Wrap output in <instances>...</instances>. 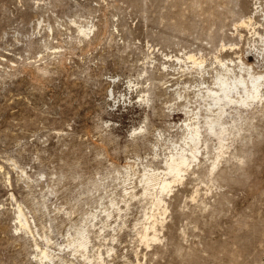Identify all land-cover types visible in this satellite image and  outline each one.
<instances>
[{
    "label": "rangeland",
    "instance_id": "obj_1",
    "mask_svg": "<svg viewBox=\"0 0 264 264\" xmlns=\"http://www.w3.org/2000/svg\"><path fill=\"white\" fill-rule=\"evenodd\" d=\"M263 37L264 0H0V264H264V85L221 143L206 123L217 76L264 74ZM190 124L157 208L143 177Z\"/></svg>",
    "mask_w": 264,
    "mask_h": 264
},
{
    "label": "bare ground",
    "instance_id": "obj_2",
    "mask_svg": "<svg viewBox=\"0 0 264 264\" xmlns=\"http://www.w3.org/2000/svg\"><path fill=\"white\" fill-rule=\"evenodd\" d=\"M262 38V37H261ZM264 38V37H263ZM263 44H264V39H262ZM190 57V56H189ZM192 57V56H191ZM189 59V58H188ZM193 59V58H192ZM196 63V62H195ZM200 64V63H199ZM197 65V64H196ZM242 65V64H241ZM245 66V65H243ZM247 66H245L246 68ZM244 68V69H245ZM248 68V67H247ZM245 69V76H238V75H229L227 77H222L221 75L216 77V82L215 85L216 87L214 89L208 90L207 88V98H210V106L212 105L214 107L213 111H216L215 114L213 115V118H209L207 123V129L209 130L210 134L216 135L219 140L221 135L223 134V127L221 128V121L220 118L224 114V108L227 105L230 104H240L244 105L247 103L249 100H261L259 97L262 96V90H263V85H264V74H251L248 72V69ZM251 70V69H250ZM227 72V71H226ZM225 72V73H226ZM252 72V71H251ZM236 73V72H235ZM227 75V74H226ZM214 85V86H215ZM204 95V94H203ZM205 100V99H204ZM206 101V100H205ZM256 102V101H255ZM254 103V102H253ZM249 104V103H248ZM208 105V106H209ZM206 106V105H205ZM245 106V105H244ZM247 106V105H246ZM230 107V106H229ZM234 107V106H233ZM237 107V106H236ZM239 107V106H238ZM241 108V107H240ZM237 110V109H236ZM235 111V110H234ZM238 112V111H237ZM210 114V113H209ZM212 116V115H211ZM209 117V116H208ZM223 122V121H222ZM198 122L196 121V124ZM200 123V122H199ZM198 123V124H199ZM195 124V123H194ZM191 125V124H190ZM189 125V130L186 136L184 137L183 141V146L179 147L178 151L174 153L169 160L166 163L165 166V172L163 177H159L155 173H148L144 175L143 177V183L144 186L143 188V194L148 195L150 191H154L152 193V197L154 202L152 203L155 207L157 208H162L160 207L161 204H163L162 196L164 192H167L169 187H171V184L179 182L182 178L183 175L189 168L192 159L197 157V152L198 148L197 145L199 142H201V134L199 132V129L194 125L190 126ZM200 125V124H199ZM188 126V125H186ZM199 127V126H198ZM218 127V129H216ZM202 128V127H201ZM226 127H224V130ZM187 132V130L185 131ZM207 133V132H206ZM204 134V131L203 133ZM209 134V133H208ZM227 134V133H225ZM230 134V133H229ZM224 137V135H222ZM227 136V135H226ZM216 137V138H217ZM203 138V137H202ZM223 139V138H222ZM225 139V138H224ZM203 141V139H202ZM221 143V140H220ZM219 143V144H220ZM205 144V143H204ZM222 143V147H223ZM221 145V144H220ZM226 145V144H225ZM176 147V146H175ZM178 147V146H177ZM202 148V147H200ZM222 149V148H221ZM200 153V152H199ZM222 153V152H221ZM224 153V152H223ZM220 154V153H219ZM221 156V155H220ZM219 157V155H218ZM198 159V157H197ZM195 162V161H194ZM193 163V162H192ZM192 166V164H191ZM149 171V170H148ZM152 172V171H151ZM161 173V172H160ZM163 173V171H162ZM143 174V173H142ZM158 174V173H157ZM167 177V178H166ZM142 179V178H141ZM142 181V180H140ZM150 195V194H149ZM150 195V196H151ZM165 195V194H164ZM166 196V195H165ZM149 198V197H148ZM164 199V197H163ZM152 201V200H151ZM165 205V204H164ZM152 206V205H151ZM153 207V206H152ZM19 212V211H18ZM21 212V211H20ZM153 212V211H152ZM22 213V212H21ZM159 213V212H157ZM156 213V214H157ZM154 214V212H153ZM152 215V214H151ZM161 215V214H160ZM19 218V217H18ZM21 218V217H20ZM150 218V217H149ZM157 218V217H156ZM158 219V218H157ZM151 220V219H150ZM156 220V219H155ZM20 221V220H19ZM22 221V220H21ZM20 221V222H21ZM158 221V220H157ZM156 221V223H157ZM23 222V221H22ZM21 222V223H22ZM25 222V221H24ZM23 222V223H24ZM150 224V223H149ZM152 224V225H151ZM150 227L152 229L153 234L149 235L147 230L145 229L142 238L146 241L149 240H154L156 241L157 239L155 238V229L154 228V223H151ZM24 225V224H23ZM26 225V224H25ZM156 225V224H155ZM22 226V224H21ZM145 227V226H144ZM147 227V228H148ZM142 231V230H141ZM151 232V233H152ZM157 232V231H156ZM142 233V232H141ZM157 234V233H156ZM87 237L81 236V240L78 243V246L81 247L82 249L86 247V239ZM156 239V240H155ZM150 243V242H149ZM78 247V248H79ZM86 250V249H85ZM43 252V251H42ZM46 254V253H45ZM44 255V253H43Z\"/></svg>",
    "mask_w": 264,
    "mask_h": 264
}]
</instances>
